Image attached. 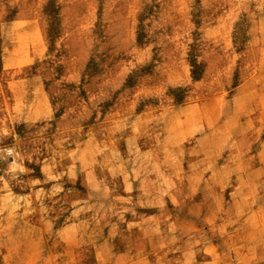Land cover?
I'll return each mask as SVG.
<instances>
[{
  "label": "rangeland",
  "instance_id": "obj_1",
  "mask_svg": "<svg viewBox=\"0 0 264 264\" xmlns=\"http://www.w3.org/2000/svg\"><path fill=\"white\" fill-rule=\"evenodd\" d=\"M0 264H264V0H0Z\"/></svg>",
  "mask_w": 264,
  "mask_h": 264
}]
</instances>
